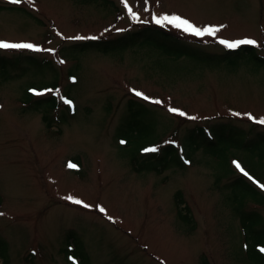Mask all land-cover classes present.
Wrapping results in <instances>:
<instances>
[{
  "label": "rangeland",
  "instance_id": "1",
  "mask_svg": "<svg viewBox=\"0 0 264 264\" xmlns=\"http://www.w3.org/2000/svg\"><path fill=\"white\" fill-rule=\"evenodd\" d=\"M164 15L219 31L194 36L156 24L153 17ZM144 24L165 27L214 58L139 43L109 51L75 47ZM221 39H251L264 58V0H0V42L41 49L0 48V55L43 63L26 60L0 75V237L10 264H202L204 256L210 264H253L226 185L242 174L237 163L264 184V158L232 148L222 164L201 146L185 167L136 172L132 146L120 139L132 128L133 140L173 142L183 153L187 131L198 125L228 122L264 132L255 122L264 119V68L248 57L223 59L230 48ZM54 82L42 95L32 90ZM28 90L54 96L57 107L29 104ZM130 101L143 105V115L129 110ZM178 191L194 228L178 216ZM244 208L264 218V203L248 199Z\"/></svg>",
  "mask_w": 264,
  "mask_h": 264
},
{
  "label": "trees",
  "instance_id": "2",
  "mask_svg": "<svg viewBox=\"0 0 264 264\" xmlns=\"http://www.w3.org/2000/svg\"><path fill=\"white\" fill-rule=\"evenodd\" d=\"M138 43L154 45L168 52H174L177 56L186 55L208 61L214 58L204 55L198 48L185 43L179 36L171 32V30L150 24H144L139 30L128 32L115 39H92L79 43L75 45V47L81 51L90 49L109 51L124 49ZM21 56L25 59H22ZM231 57L244 60L248 57L251 62L264 68V58L256 53L253 45H241L235 49H228L225 55L222 56L223 59H230ZM26 60L31 66L37 64L43 65V63H38L39 61L31 56L17 55V57L11 59L7 56L0 55V75L6 73L9 68H18V66L23 68L22 62H26ZM55 86L56 83L54 82L53 84H46L42 88L37 86L36 90L42 93L46 88ZM25 96L29 104L35 105L36 108L45 106L48 109H54L57 107V99L52 95L48 97H35L33 93L28 90ZM142 106L143 105L139 103L130 101L129 110L143 115L144 109ZM61 116L63 117V115ZM44 118L47 121V126L52 127L53 124L48 117L45 116ZM132 130L133 129L130 128L125 131V133L120 136V139L123 141V144H125L124 146H132L130 162L132 168L136 172H155L160 174L171 166L185 167V165L191 161L194 151L201 146L205 152L221 157L223 159L222 164L227 163L228 158L226 156L232 148L246 151L259 159L264 158V132L257 131L253 134H249L242 127L233 123L220 122L209 126L198 125L190 128L185 135L184 145L181 146L182 149H184L183 153H179L180 147L173 142L162 147H155L157 148L156 152H145V149L151 148L152 146L149 142H139L137 138L133 140V136L136 135ZM76 162L79 167L80 163L77 160ZM80 170L81 169L77 170V172ZM253 180L256 182L253 183ZM253 180L248 179L244 174H240L227 183L226 186L230 190L229 200L241 222L245 241L244 244L248 250L249 256L253 264H264V253L260 251L261 248H264V218L259 211L247 210L244 208L245 202L248 199L260 204L264 203V194L258 188L263 182L257 176L253 178ZM176 204L180 220L194 228V219L189 207L183 199L181 191L176 193ZM73 236L74 231L71 230L69 231L67 239L71 240ZM7 246V242L0 237V260L2 264H10ZM202 264H210L206 256L203 257Z\"/></svg>",
  "mask_w": 264,
  "mask_h": 264
},
{
  "label": "snow or ice",
  "instance_id": "3",
  "mask_svg": "<svg viewBox=\"0 0 264 264\" xmlns=\"http://www.w3.org/2000/svg\"><path fill=\"white\" fill-rule=\"evenodd\" d=\"M8 2L12 3V4H18V3L21 2V0H8ZM125 8L129 12V14L133 16L134 20L139 21V17H137V16H135L133 14L131 7H129L126 2H125ZM153 19H154L155 23L158 24V25L163 26L165 23H167V24L172 25L175 28L182 29L184 32L190 33L191 35H194V36H203V35L214 36L215 33L217 31H219V29L215 28V27H205L204 29H201V28L196 27L193 24H191L188 20L182 19L178 15H172V16L164 15V16H162L160 18L153 17ZM75 39H85V37L77 36V37H75ZM86 39H96V37H87ZM219 43L224 45L226 48L233 49V48H238L240 45H243V44H248V45L255 44V41H253L251 39H244V40H239V41H235V42H228L226 40L221 39L219 41ZM0 48H2V49H31L32 51H37V52L41 51V49L39 47H36V46H34V45L30 44V43H5V42H0ZM61 63H63V61H61ZM35 94L36 95H42L43 93L36 92ZM135 95L138 96V97H142L145 100L149 99L147 96H145L143 93H141L139 91H136ZM152 102L156 103V104L161 103V101H159V100H153ZM65 103H69V101L66 100ZM169 111L176 112L177 110L173 109V108H170ZM178 114L179 115H184V113H182V112H180ZM233 114L234 115H238L236 113H233ZM248 118L250 120L253 119L252 116H249ZM255 122L257 124L264 125V119H256ZM121 143H123V141H121ZM144 151L145 152H156L157 148L151 147V148L145 149ZM69 166L71 167L72 165H69ZM236 167L238 169H240V171L245 176H247L248 179L253 180V178L246 171H244V169H242L238 163L236 164ZM255 182L256 181L253 180V183H255ZM260 187L262 189H264V184H261ZM67 199L71 200L75 204H81L82 203V201H80L78 199H73L71 197H68ZM83 206L85 208L89 207V205H87V204H83ZM99 210L101 212L105 211L103 208H100ZM0 215H2V213H0ZM260 251L262 253H264V248H261Z\"/></svg>",
  "mask_w": 264,
  "mask_h": 264
}]
</instances>
